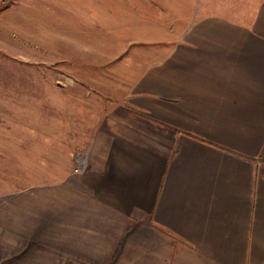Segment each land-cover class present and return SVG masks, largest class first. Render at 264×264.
Returning a JSON list of instances; mask_svg holds the SVG:
<instances>
[{
    "label": "crops",
    "instance_id": "0c3cea01",
    "mask_svg": "<svg viewBox=\"0 0 264 264\" xmlns=\"http://www.w3.org/2000/svg\"><path fill=\"white\" fill-rule=\"evenodd\" d=\"M98 4L100 51L140 71L86 94L85 171L0 189L4 233L66 228L86 264H264V0Z\"/></svg>",
    "mask_w": 264,
    "mask_h": 264
},
{
    "label": "rangeland",
    "instance_id": "374dc122",
    "mask_svg": "<svg viewBox=\"0 0 264 264\" xmlns=\"http://www.w3.org/2000/svg\"><path fill=\"white\" fill-rule=\"evenodd\" d=\"M4 1L0 4V189L30 190L37 183L36 169H42L43 183L56 184L86 159V147L74 145L75 140L82 142L86 129V94L95 96L92 103L97 106L109 107L110 101L127 93L140 70L125 66L128 53L100 51L99 0ZM67 182H58L56 188L64 189ZM14 196L0 197V204ZM15 202L17 197L11 203ZM1 221L2 213L0 264H86L65 251L60 238L66 228L52 230L53 235L43 229L39 237L10 238ZM55 242L58 252L51 249Z\"/></svg>",
    "mask_w": 264,
    "mask_h": 264
},
{
    "label": "built area",
    "instance_id": "2783aa9c",
    "mask_svg": "<svg viewBox=\"0 0 264 264\" xmlns=\"http://www.w3.org/2000/svg\"><path fill=\"white\" fill-rule=\"evenodd\" d=\"M86 168H87V162H86V160L80 159V160L78 161V165H77V167L75 168L74 172L80 174V173H82L83 171H85Z\"/></svg>",
    "mask_w": 264,
    "mask_h": 264
}]
</instances>
